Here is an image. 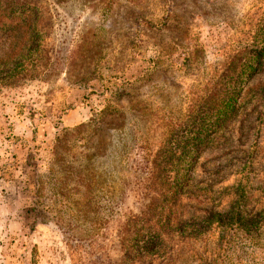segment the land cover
Masks as SVG:
<instances>
[{"label":"rangeland","instance_id":"obj_1","mask_svg":"<svg viewBox=\"0 0 264 264\" xmlns=\"http://www.w3.org/2000/svg\"><path fill=\"white\" fill-rule=\"evenodd\" d=\"M260 49L264 0H0V264H264ZM234 99L209 131L188 111ZM84 146L115 182L70 231L86 249L73 255L50 166L57 147L74 148L67 162ZM155 209L172 222L154 257H136L125 227ZM237 219L259 227V244H222Z\"/></svg>","mask_w":264,"mask_h":264},{"label":"trees","instance_id":"obj_2","mask_svg":"<svg viewBox=\"0 0 264 264\" xmlns=\"http://www.w3.org/2000/svg\"><path fill=\"white\" fill-rule=\"evenodd\" d=\"M263 53V49L256 51L258 57L262 56ZM250 64L252 63L250 62ZM257 65V63H254L247 69L248 64L243 63L241 65L242 67L238 75L237 82L243 84L245 78H250L252 76V72H255ZM234 102L235 99L232 101L224 100V104L221 105L214 114H210L208 117L203 116L205 112L201 109L197 110V104H192V107L189 108L188 111L191 115L193 114L198 117V123L203 122V125L206 127L205 130L209 131L208 125L212 122V117L217 116V121L214 123V125L216 126H218L221 121L227 119L228 117H231V115L233 114L232 104ZM107 115H109V112L105 111L103 114H101V118L105 119ZM113 115H118L119 117L125 118L122 113L116 114L115 112H113ZM147 118H150V115ZM95 123L96 120L92 121L91 124L86 127V130L91 131L92 129H94ZM139 125V119L134 118L133 127L137 128L139 127ZM202 128L199 127L198 131H194L192 135L195 142L194 149L192 150L193 157H196L197 150L203 147L202 144L205 139L199 140V143H197V139L202 134V132H204ZM85 138L86 137H83V139ZM140 139L141 137L137 139V142ZM87 146L83 147L85 148L84 150L75 153L73 155L72 161L67 162L66 158L68 156L66 155L72 153L74 148L68 147L62 148L60 150V147H57L56 156H58L59 161H61L63 165H61V162L60 164L54 162L50 166L51 175L53 174L54 176V178L52 179V183H54V186L52 187L54 190L53 195L58 198V200H60V202H62L63 206L66 208V211H59L58 219H61L62 227L64 224H67V228L65 227L67 231H65V233L68 235L72 234L70 233V231L75 232L77 230L78 220L83 221V219H85L86 221H90V219L92 218V213H100V210L93 212V210L98 209V198L102 195L107 196L110 187H112L115 182L113 181V183H111L112 185L108 183V173L98 168L97 161L100 159L99 155H97L93 148L87 149ZM59 151H62L61 154H59ZM156 166L157 162H155V166L152 169H150V167L148 166L147 169L148 171H152L154 173V169L157 168ZM135 167H137L138 170H141L142 163L137 162ZM162 169V173H167V171H165L168 169L167 165ZM114 179L117 180L118 178L114 177ZM150 180L153 181L154 177H151ZM38 183L39 186H42V184L46 185V182H42L41 180H39ZM43 190L44 189L40 187L38 188L37 192L39 194V199H42L44 197ZM177 201V196H175V198L174 196H172L171 203H177ZM36 211L38 215H40L41 217H45L44 211L40 209H37ZM164 211L165 210H162L160 212L156 209L153 212L147 211L142 214V217L138 216L134 219L133 222L131 221L126 225L125 228H128V230L126 231L127 238L125 239H128V242L130 244V246H128L130 248L129 252L132 255L140 254L145 257H154L157 254L156 251L160 246L163 236L167 234L165 233V230L169 227L170 222H172L171 215L164 216ZM243 217L244 216L242 215L241 218ZM197 220L199 221L200 225H204L206 223V220L201 217H197ZM237 220L238 222H235L232 225V227L236 225V231L226 235V237L222 239V244H229L231 247H235L236 245L239 246V248L242 250L248 247V245L255 246L259 244L260 241H258L259 239L257 238L259 227H256L254 225H246L245 223H242L240 219ZM98 222L102 224L100 219L96 221V224H98ZM217 226H219V224ZM210 228L211 227H209V229ZM207 231H205L204 234H206ZM224 233H226V229L224 230ZM68 240L73 255L80 254L82 251L86 252L84 246L81 243H78L79 241L77 239H72L71 235H69ZM135 241L136 244L133 245V242ZM137 242L142 243L138 244ZM241 258L239 259L240 261L238 260L239 262H236L237 264H241ZM236 263L234 261H231V264Z\"/></svg>","mask_w":264,"mask_h":264}]
</instances>
